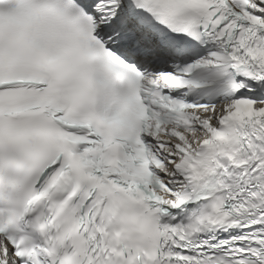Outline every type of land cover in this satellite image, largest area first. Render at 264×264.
Instances as JSON below:
<instances>
[{
	"label": "snow or ice",
	"instance_id": "obj_1",
	"mask_svg": "<svg viewBox=\"0 0 264 264\" xmlns=\"http://www.w3.org/2000/svg\"><path fill=\"white\" fill-rule=\"evenodd\" d=\"M0 264H264V0H0Z\"/></svg>",
	"mask_w": 264,
	"mask_h": 264
}]
</instances>
